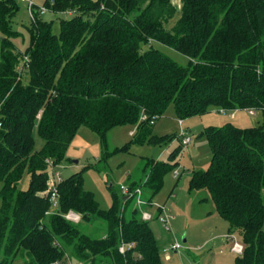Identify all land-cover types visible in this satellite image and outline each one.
I'll use <instances>...</instances> for the list:
<instances>
[{"label": "trees", "instance_id": "obj_1", "mask_svg": "<svg viewBox=\"0 0 264 264\" xmlns=\"http://www.w3.org/2000/svg\"><path fill=\"white\" fill-rule=\"evenodd\" d=\"M180 3L168 31L172 0L47 1L50 10L71 15L60 19L57 33L52 21L34 15L24 52L29 62L20 73L21 54L11 40L18 34L11 25L18 6L0 0V264L67 257L83 264H162L148 222L136 207L128 209L131 199L122 206L112 192L111 206L101 209L80 171L59 183L53 213L46 214L51 205L40 192L46 161L67 159L81 126L98 134L104 147L111 128L137 124L128 144L156 145L169 141L151 128L170 105L180 119L213 108L264 106V0ZM154 40L187 56L188 64L143 48ZM34 129L44 142L37 151ZM204 134L209 166L192 173L189 189L206 188L218 214L240 231L244 247L235 264H264V124L207 126ZM181 150L179 142L169 160ZM173 165L148 159L142 180L127 185L140 186L151 201ZM25 172L28 187L20 190ZM69 210L80 215L78 223L64 218ZM94 223L99 228L92 234ZM122 243L131 244L123 254Z\"/></svg>", "mask_w": 264, "mask_h": 264}, {"label": "rangeland", "instance_id": "obj_2", "mask_svg": "<svg viewBox=\"0 0 264 264\" xmlns=\"http://www.w3.org/2000/svg\"><path fill=\"white\" fill-rule=\"evenodd\" d=\"M14 1L18 10L12 18L11 25L18 34L11 40L21 54L18 63V70H20L21 59L29 42L27 27L32 19L27 2ZM30 1L34 4L35 16L44 21H52L53 33L59 31L61 18L70 17L67 12L50 10L46 2L51 0ZM172 4L175 7L174 15L164 24L168 31L179 18L181 10L180 2L178 4L176 0H172ZM43 6L47 7L45 12L37 11L38 7ZM142 45L144 49L153 47L163 51L179 64L187 65L189 62L187 56L158 41H149ZM25 78L27 79V75ZM218 110L219 108H213L202 115L184 119L182 126L187 129L191 142L171 160L168 156L179 145L180 128L172 105L168 106L154 121L151 128L152 135L168 136L169 141L165 144H128L137 132V124L129 123L111 128L107 133L106 146L103 147L98 134L81 126L69 145L67 159L57 164L56 170L62 179L80 171L84 188L93 193L101 209L107 210L112 203V192L121 198L120 185L142 180L147 173L144 164L148 159L174 163L164 175L161 188L151 197V204L147 207L151 216L147 222L158 246L162 264H235L239 254L235 253L231 246L234 240L244 245L240 231L232 228L228 221L218 214L206 188L190 190L189 181L194 171L206 170L209 166L211 151L204 134L207 126H221L226 123H232L238 127L257 126L264 124V113L257 111L255 114H249L244 110L235 112H219ZM33 135L34 151H37L44 142L35 129ZM126 144H128V150H116ZM175 171L178 172L176 177ZM144 180L145 178L142 182ZM28 181L29 176L25 172L18 183V189H26ZM110 184H112L111 188ZM133 207L134 201L131 200L128 209ZM160 207L165 208L164 212L160 213ZM164 213L171 217L168 227L159 220V216ZM98 224L94 223L90 228L92 234H95L99 228ZM176 241L180 248L174 252L171 247ZM164 248L169 253L164 254L162 252ZM13 264H23V261L15 260Z\"/></svg>", "mask_w": 264, "mask_h": 264}, {"label": "built area", "instance_id": "obj_3", "mask_svg": "<svg viewBox=\"0 0 264 264\" xmlns=\"http://www.w3.org/2000/svg\"><path fill=\"white\" fill-rule=\"evenodd\" d=\"M21 2H27L28 5V11H29V15L31 17V19H34V14H33V7L34 4L30 1V0H19ZM45 6L43 7H38L37 11H39L40 13H43L46 11ZM68 15H71V12L68 11ZM28 62H29V58L27 55H23L22 59H21V65H20V73L23 72L25 70V68H27L28 66ZM245 112H248L249 114H255L257 111H262L264 113V106L261 107V109L257 110L255 108H245L243 109ZM219 112H227V110L223 109V108H219L218 110ZM233 112L238 111V109L236 110H232ZM40 116V113H38L37 117ZM142 120L146 119V116L143 115L141 117ZM184 122V119H180L178 118V123H179V133H178V140L180 142V145L182 148H187V146L189 145V143L191 142V137L187 131V129H185L182 126V123ZM47 163V185L46 188L40 192V195L44 198H47L48 201L50 202L51 205V209L49 211L46 212V214H50L53 213L55 211V209L58 208V204H59V191H58V185L59 183L63 180L61 175L59 174V172H57L56 167L57 164H55L51 159H48L46 161ZM174 176H178V172L175 171L174 172ZM119 190L121 193V202H122V206H124V204L126 203V201L128 200H132L134 201V207L137 208L139 215H140V219L143 221H149L151 219V216L147 210V207L151 204V201H147L146 198L143 197V189L139 186V187H135L133 189H130L128 187L127 184H122L119 186ZM123 208V207H122ZM165 208L164 207H160L159 211L164 212ZM62 215L64 216V218L68 221H71L73 223H78L80 221V215L72 210H69L66 213H62ZM159 220L162 221L164 223L165 226H169L170 225V221H171V217L169 215H167L166 213H164L163 215L159 216ZM131 247V244H124L122 243L119 247H118V251L120 253H124L128 248ZM243 247L244 245H241L240 243H238L236 240L233 241V244L231 246V249L237 253V254H241L243 251ZM180 248L179 243L176 241L175 244L172 245L171 249L175 252L176 250H178ZM162 252L165 254L169 253V251L164 248L162 250ZM168 256V255H167ZM52 264H83L82 262H78V263H74L70 258H66L65 261H55Z\"/></svg>", "mask_w": 264, "mask_h": 264}, {"label": "crops", "instance_id": "obj_4", "mask_svg": "<svg viewBox=\"0 0 264 264\" xmlns=\"http://www.w3.org/2000/svg\"><path fill=\"white\" fill-rule=\"evenodd\" d=\"M176 2L179 4V2H180V0L178 1V0H176ZM69 148V147H68ZM67 152H68V150H67ZM67 152H66V156H67ZM211 199V198H210ZM212 201V200H211ZM213 203V202H212ZM214 205V204H213Z\"/></svg>", "mask_w": 264, "mask_h": 264}, {"label": "water", "instance_id": "obj_5", "mask_svg": "<svg viewBox=\"0 0 264 264\" xmlns=\"http://www.w3.org/2000/svg\"><path fill=\"white\" fill-rule=\"evenodd\" d=\"M183 241H185V238H183Z\"/></svg>", "mask_w": 264, "mask_h": 264}]
</instances>
